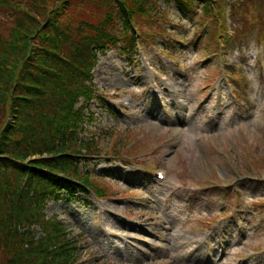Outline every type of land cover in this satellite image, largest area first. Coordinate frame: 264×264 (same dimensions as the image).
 <instances>
[{"label": "rangeland", "instance_id": "obj_1", "mask_svg": "<svg viewBox=\"0 0 264 264\" xmlns=\"http://www.w3.org/2000/svg\"><path fill=\"white\" fill-rule=\"evenodd\" d=\"M67 1L49 2L66 13L62 27L112 9L72 0L65 11ZM149 1L136 51L98 53L91 71L103 101H89L81 136L99 151L81 170L104 194L53 198L35 237L60 222L58 246L72 240L75 251L57 264H264V0H213L208 12ZM12 28L2 19L0 33L30 56L47 41L45 30ZM20 56L9 58L11 83L29 70ZM13 91L0 92L12 107Z\"/></svg>", "mask_w": 264, "mask_h": 264}, {"label": "trees", "instance_id": "obj_2", "mask_svg": "<svg viewBox=\"0 0 264 264\" xmlns=\"http://www.w3.org/2000/svg\"><path fill=\"white\" fill-rule=\"evenodd\" d=\"M71 1L64 5L65 11ZM176 1L187 10L194 3H200L205 12L213 7V0ZM49 2L0 0V25L2 19H10L12 30H45L41 37L47 40H39L42 46L30 56L26 46H13L9 36L0 33V92L10 85L16 99L12 107L0 93V264H57L56 257L75 251L72 240L58 246L68 240L60 222L53 224L55 233L43 238L35 237L32 225L44 221L53 198L72 197L88 189L104 194L93 174L81 170L99 151L93 138L81 136L88 118L87 103L103 101L96 94L91 71L98 53L117 46L125 52L136 51L135 17L156 8L149 0H106L112 9L102 21L84 20L80 26L62 27L66 13L61 9L52 12ZM13 54L21 55L29 70H21L23 77L11 83L7 66Z\"/></svg>", "mask_w": 264, "mask_h": 264}]
</instances>
